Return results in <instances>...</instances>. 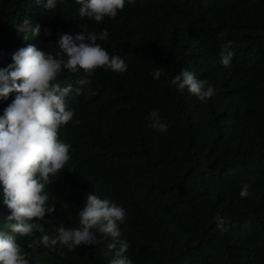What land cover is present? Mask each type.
<instances>
[{
	"label": "trees",
	"instance_id": "trees-1",
	"mask_svg": "<svg viewBox=\"0 0 264 264\" xmlns=\"http://www.w3.org/2000/svg\"><path fill=\"white\" fill-rule=\"evenodd\" d=\"M45 2L0 0V67L29 44L54 54L62 34L84 29L107 30L97 43L128 64L125 73L97 69L90 91L67 100L75 116L59 138L71 159L46 189L56 208L46 233L78 227L95 194L126 210L121 239L133 264H264V0H125L100 23L80 18L76 0ZM25 19L40 35L23 39L15 25ZM229 41L234 57L224 67ZM185 68L214 87L207 102L171 85ZM82 76L65 71L58 82L75 86ZM15 95L0 100V115ZM153 110L166 132L149 127ZM244 183L250 195L241 198ZM2 200L0 187V228L9 214ZM32 239L17 236L30 264H110L114 255L108 242L32 250Z\"/></svg>",
	"mask_w": 264,
	"mask_h": 264
},
{
	"label": "clouds",
	"instance_id": "clouds-1",
	"mask_svg": "<svg viewBox=\"0 0 264 264\" xmlns=\"http://www.w3.org/2000/svg\"><path fill=\"white\" fill-rule=\"evenodd\" d=\"M35 2L40 4L41 0ZM76 3L80 5V18L97 23L105 17L115 19L125 7V0H76ZM43 6L54 9L56 0H46ZM15 29L24 40L41 32V26L29 19L15 25ZM44 31L45 35L51 34L47 28ZM108 37L107 30L97 33L84 29L75 37L64 33L58 41L59 50L54 54L29 44L12 54V63L0 67V100H7L11 93H16L0 115V187L2 202L9 212L4 217V227L0 228V264H30L31 253L17 242V236L33 237L27 245L32 250L41 246L56 250L59 246L72 251L82 244L108 242V249L114 252L110 264H133L126 255L128 241L121 239L120 224L125 222L126 210L107 198L87 195L78 214V227L60 226L54 236L47 234L44 227L49 222L47 217L56 211L54 204L49 203L46 189L71 159V145L59 138L61 127L72 122L75 116L67 100L90 91V77L97 69L116 73L128 70L124 59L110 55L97 43ZM231 43L227 42L220 52V63L224 67H231L234 57ZM65 71L73 74L82 71L83 76L76 80L75 86H61L58 78ZM161 75V69L154 70V79L159 80ZM170 83L177 91L187 90L201 102H207L216 94L211 84L199 80L196 73L187 68L172 77ZM149 120L152 129L167 131L158 110L149 113ZM249 195V185L244 183L240 196ZM215 220L222 232L228 231L223 217L217 215Z\"/></svg>",
	"mask_w": 264,
	"mask_h": 264
}]
</instances>
